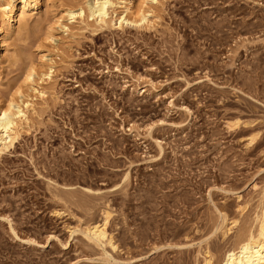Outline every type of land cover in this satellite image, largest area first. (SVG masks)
I'll list each match as a JSON object with an SVG mask.
<instances>
[{
  "label": "rangeland",
  "instance_id": "374dc122",
  "mask_svg": "<svg viewBox=\"0 0 264 264\" xmlns=\"http://www.w3.org/2000/svg\"><path fill=\"white\" fill-rule=\"evenodd\" d=\"M85 2L42 0L1 43L0 104L27 118L0 156V264H221L264 207V0L105 26L67 15ZM32 62L50 74L27 86ZM107 211L114 247L85 234Z\"/></svg>",
  "mask_w": 264,
  "mask_h": 264
},
{
  "label": "bare ground",
  "instance_id": "6f19581e",
  "mask_svg": "<svg viewBox=\"0 0 264 264\" xmlns=\"http://www.w3.org/2000/svg\"><path fill=\"white\" fill-rule=\"evenodd\" d=\"M41 2L42 0H0V18L3 19L7 28L6 34L3 36V39L0 40V47L1 43L4 45L6 38L10 36V34L14 33L16 30L22 32L25 26H27L29 11L31 9H39ZM159 2L160 0H87V2H85L86 4L80 5L77 10H67V15H69L71 19H74L76 16L85 17L87 15L88 17H92L99 26H105L108 23L113 24V19L115 20L118 14L112 19L111 15L120 10V16L117 18L120 25L124 23L142 25L147 21L148 10H146V8L153 7ZM83 19L85 18H82V20ZM15 22H18V26H15ZM59 25H61V23ZM52 32L53 27L49 25L47 28V38L52 36ZM45 57L44 55L43 58ZM42 69L43 67L41 68L32 62L26 70L24 83L27 86H31L33 82L36 81V76L39 77L41 75L43 77V75L48 76V74H50L48 72L49 69L47 71L48 74L45 69V72ZM21 88L22 87H19L18 94H22ZM8 101V103L6 102L7 104H0V156L13 146L19 136V121L22 118H27V111L21 108L19 103H17L18 101L16 102L14 98ZM234 124H239V121H236ZM253 141L254 138L251 139L250 143ZM103 215V220L89 225L85 229V234H87L90 240L98 244H110L114 247L113 238L109 237L107 231L110 213L107 211ZM236 221L232 220L233 226L237 224ZM257 223V227L254 230L248 231L249 233L246 232L247 234L239 237L234 246L226 252L221 264H264V207L258 216ZM232 227L226 229L227 233ZM225 232L224 234L226 235L227 233ZM202 253L201 262L198 260L196 264H217L216 258L210 250L206 249Z\"/></svg>",
  "mask_w": 264,
  "mask_h": 264
}]
</instances>
